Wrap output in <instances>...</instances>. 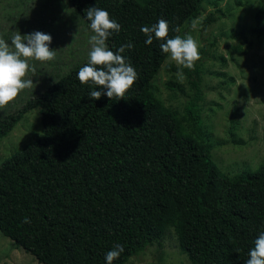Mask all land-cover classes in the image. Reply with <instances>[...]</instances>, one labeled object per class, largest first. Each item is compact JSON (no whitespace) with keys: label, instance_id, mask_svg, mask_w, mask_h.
Wrapping results in <instances>:
<instances>
[{"label":"trees","instance_id":"1","mask_svg":"<svg viewBox=\"0 0 264 264\" xmlns=\"http://www.w3.org/2000/svg\"><path fill=\"white\" fill-rule=\"evenodd\" d=\"M66 1L88 27L92 7L121 25L106 46L117 53L131 42L134 47L120 54L138 78L122 98L91 100L89 93L101 89L77 78L88 58L0 116V138L28 111H39L42 126L31 143L0 163L2 236L39 264H106L117 244L124 251L113 264H127L171 230L188 264H246L264 232V159L257 170L233 176L212 160L201 116L200 59L193 69L183 68L191 93L182 112L153 92L169 57L161 43L198 19L204 0ZM263 14L264 2L250 30L259 39ZM160 19L168 23V36H153L147 45L140 29ZM216 20L209 14L204 26ZM166 85L185 94L175 81Z\"/></svg>","mask_w":264,"mask_h":264},{"label":"rangeland","instance_id":"2","mask_svg":"<svg viewBox=\"0 0 264 264\" xmlns=\"http://www.w3.org/2000/svg\"><path fill=\"white\" fill-rule=\"evenodd\" d=\"M264 0H204L201 15L184 27L180 35H191L202 61L203 101L200 104L203 126L213 144L212 160L219 169L233 176L255 171L264 159V39L251 34L256 13ZM217 20L204 26L208 15ZM264 24V14L261 18ZM41 32L52 37L53 60H29L25 79L33 86L0 107V116L20 108L74 66L89 58V39L94 33L66 0H0V39L9 44L11 36ZM35 68V72L31 68ZM172 69H175L172 71ZM183 68L166 60L153 81V92L166 106L183 111L191 93L187 78L177 72ZM168 81L183 87L185 94L170 91ZM37 109L26 112L5 136L0 138V163L41 134ZM0 264H39L0 233ZM127 264H188L177 246L173 231L164 240L145 250Z\"/></svg>","mask_w":264,"mask_h":264},{"label":"clouds","instance_id":"3","mask_svg":"<svg viewBox=\"0 0 264 264\" xmlns=\"http://www.w3.org/2000/svg\"><path fill=\"white\" fill-rule=\"evenodd\" d=\"M86 19L90 22L89 26L94 35L89 39L91 45L89 63L80 68L77 78L81 84L92 82L101 89L89 93L91 100H99L102 95H106L110 100L113 97L122 98L133 86L138 74L120 53L133 48L134 45L131 42L122 45L117 53L108 49L106 40L113 32L119 33L121 25L111 19L106 10L98 7L89 8L86 10ZM140 30L147 37L145 43L151 45L153 36L158 40H164L168 36L169 26L167 21L160 19L157 24L150 27L142 26ZM10 42L9 44L0 39V107L10 103L21 90L33 86V80L25 79L29 71V60L46 62L53 60L56 55L55 50L49 49L52 37L39 31L25 36L15 31ZM160 48L181 68L191 70L199 60L198 45L191 35L185 38L177 35L166 39ZM31 71L35 72V68H31ZM177 75L181 79L184 78L182 71H178ZM24 222L30 221L25 218ZM123 251V245L117 244L106 253V264H113ZM249 257L246 264H264V232L255 240Z\"/></svg>","mask_w":264,"mask_h":264}]
</instances>
